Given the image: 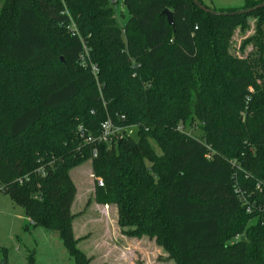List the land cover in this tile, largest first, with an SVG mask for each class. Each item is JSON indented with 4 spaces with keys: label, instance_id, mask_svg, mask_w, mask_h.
<instances>
[{
    "label": "trees",
    "instance_id": "16d2710c",
    "mask_svg": "<svg viewBox=\"0 0 264 264\" xmlns=\"http://www.w3.org/2000/svg\"><path fill=\"white\" fill-rule=\"evenodd\" d=\"M122 7L123 26L110 0H0V191L31 228L58 233L74 264H91L73 238L69 176L90 159L103 182L96 201L116 206L126 235L156 237L175 264H264V8L216 16L191 0ZM249 19L254 34L239 53L251 51L238 57L232 36ZM85 47L96 76L81 65ZM107 118L136 135L95 146L92 158L79 128L96 135ZM218 188L228 204L210 195ZM240 233L245 241L232 242Z\"/></svg>",
    "mask_w": 264,
    "mask_h": 264
},
{
    "label": "rangeland",
    "instance_id": "374dc122",
    "mask_svg": "<svg viewBox=\"0 0 264 264\" xmlns=\"http://www.w3.org/2000/svg\"><path fill=\"white\" fill-rule=\"evenodd\" d=\"M203 7L218 13H236L251 9L255 2L262 0H198ZM123 0L113 5L115 20L121 26L128 16L122 7ZM250 29L245 32L236 30L230 43V53L238 57L251 51L247 47L244 54L239 53L242 41L254 34L255 21L249 19ZM183 125L178 127L181 131ZM199 126L185 125L183 130L188 134L202 138ZM135 137V127L128 129ZM157 153L160 150L151 141ZM71 181L75 184L76 193L70 208L74 217L71 222L73 238L78 240V248L86 255L91 264H175L164 247L156 241V237L142 235L130 237L125 232L131 228H120L117 225L118 212L113 204H102L96 201V182L92 174L91 160L82 162L69 171ZM224 195V204H228L230 196L224 189L210 192L211 196ZM241 208L249 213L252 202L242 199ZM256 219L248 218L247 227L255 224ZM25 217L23 208L15 205L7 195L0 191V261L6 264H74L66 248L59 240L58 233L39 227L31 228ZM29 226V230L25 228ZM246 227V228H247ZM244 240V233L237 234L231 241ZM230 241V242H231Z\"/></svg>",
    "mask_w": 264,
    "mask_h": 264
},
{
    "label": "built area",
    "instance_id": "2783aa9c",
    "mask_svg": "<svg viewBox=\"0 0 264 264\" xmlns=\"http://www.w3.org/2000/svg\"><path fill=\"white\" fill-rule=\"evenodd\" d=\"M118 2L119 0H110V3L112 5H115ZM87 51L88 50L85 47L84 54L81 55V62H82L81 65L84 68H86V66L89 67L91 73H93L96 76L98 71L97 66L89 60ZM119 119L124 120V117L120 116ZM129 128L132 127H127V126L122 127L115 125L111 119L107 118V120L103 122L101 126V130L98 134L96 135L89 134L88 136H86L84 131H82V129L79 128V135L83 139V142L85 144H92L94 146V148H92V158H95L97 157L98 154V150H96L95 146L104 143H110L114 140H119L120 138H122L124 134L128 136H132L128 131ZM95 182L98 187H103V182L100 179H96ZM30 223L33 224L32 222Z\"/></svg>",
    "mask_w": 264,
    "mask_h": 264
},
{
    "label": "water",
    "instance_id": "95a60500",
    "mask_svg": "<svg viewBox=\"0 0 264 264\" xmlns=\"http://www.w3.org/2000/svg\"><path fill=\"white\" fill-rule=\"evenodd\" d=\"M192 3H194V5H196L201 11L207 13V14H212V15H216V16H228V15H240V14H248V13H252V12H255L256 10L258 9H262L264 8V2L259 4V5H256L255 8H251V9H246V10H241L240 12H236V13H225V14H221V13H218V12H215V11H212V10H208L206 9L205 7H203L197 0H191ZM163 15H165L166 17V21H167V24H169L171 27H173L174 29V24H173V20H172V14L169 10H164L162 12ZM0 264H6L3 260L0 261Z\"/></svg>",
    "mask_w": 264,
    "mask_h": 264
}]
</instances>
